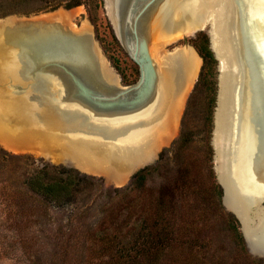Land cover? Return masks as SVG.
Here are the masks:
<instances>
[{
	"label": "water",
	"instance_id": "water-1",
	"mask_svg": "<svg viewBox=\"0 0 264 264\" xmlns=\"http://www.w3.org/2000/svg\"><path fill=\"white\" fill-rule=\"evenodd\" d=\"M231 1L234 4L235 13L229 21V27L225 24L224 30L229 31L226 33L227 38L236 40L235 46L232 42L228 46L221 44L222 52L218 54L215 51L212 43V30L218 20L215 21V18L212 19L207 15L202 16L195 24L180 28L182 31L175 30L170 34L174 36L191 30L194 31L192 36H195L199 31H208L210 47L219 61V89L214 116V134L218 127L220 79L225 75L226 80H229V91L234 89L237 81L235 67L239 68L241 73L238 102L247 107V114L249 118H252L251 121L256 110L264 108L262 86L264 44L261 42V34L258 31L264 28V15L257 14L260 10L257 4L250 0ZM106 2L117 36L139 65L138 81L123 85L117 76L114 80L110 77L111 73L105 64L108 60L91 32L84 30L77 32L63 25L62 22L53 20H40L27 24L7 21L2 23L3 27L0 26L2 31H5L6 35L22 37L24 41L20 42V46L25 47L19 48L17 61L12 65L13 68L18 69V72H9V65H5L1 72L0 81L3 78L6 81L0 86V98L6 100L7 107L15 111L20 110V107L26 108L25 112L31 109L34 117L39 118L43 126L49 125V128L56 130L54 133L61 138L71 139L73 137L78 141L95 140L112 145L128 133L127 126H137L136 116L142 111L146 94L155 85L154 80L151 87L149 85L152 78L151 71L153 69L157 71V65L150 50L154 36L151 37L149 31L147 33L143 29L146 26L145 20H147L149 11L161 1L106 0ZM250 7L252 11L248 12ZM50 29L55 31L54 39L46 34ZM39 35H43L42 39L37 37ZM188 36L189 34L182 35L185 48L192 47L197 51L189 44ZM9 37L4 39L16 45L17 42H13ZM26 41L29 45H26ZM40 41L43 42L42 46L38 45ZM172 52L174 53L175 50L170 54ZM232 53L235 54L236 62L235 59L233 60ZM5 60L4 57L0 62H5ZM256 97L254 102L256 106L252 110ZM51 113L56 114L54 117L56 121L52 122L56 124H50L48 121V115ZM18 114L20 116V112ZM29 127L37 134L40 130L44 132L39 125H37L39 128L30 125ZM214 140L215 136L212 141L215 148V169L218 181L223 188V203L239 219L248 249L264 257V245L260 244L256 233L258 223L264 216V159L258 155L255 160L254 154L256 155L257 150L251 140L246 148L242 149L240 140L236 139L233 147L223 150L224 161L218 163L216 157L218 151ZM152 158L137 164L126 176L129 173L135 174L138 170L148 166ZM261 158L263 160L260 161ZM220 167L221 172L218 173ZM244 219L247 220L250 240L243 229Z\"/></svg>",
	"mask_w": 264,
	"mask_h": 264
},
{
	"label": "rangeland",
	"instance_id": "rangeland-1",
	"mask_svg": "<svg viewBox=\"0 0 264 264\" xmlns=\"http://www.w3.org/2000/svg\"><path fill=\"white\" fill-rule=\"evenodd\" d=\"M9 3L5 2L0 5V15L5 12L9 13L0 17V26L7 21L27 24L40 20L44 21L50 16H53L52 18L55 16L67 18L65 22L60 20L63 25L77 32L83 31L85 26L93 34L109 62L107 63L121 84L129 85L138 81L140 77L139 65L117 36L109 16L106 0L99 3L97 0H86L85 3L70 8L62 5L51 11H37L44 4L42 1L27 4ZM55 21L60 22L59 20ZM205 32L208 33L207 30ZM194 37L188 36L191 46H193L191 40ZM261 40H263L262 36ZM155 43L156 39L152 41L150 50L152 57L158 64H160L162 54L165 56L174 50H187L182 36L174 41L160 40L158 52H161V55L158 52L155 53L153 49ZM262 43L264 44L263 41ZM26 45H29L28 41H26ZM197 56L201 61L198 70L200 73L203 63L198 53ZM4 57L11 60L13 56L5 55ZM4 57H0V60ZM5 65L17 69L8 62H0V68H5ZM1 76L2 74H0ZM198 77L196 76L194 80L180 115H173L174 117L169 121L168 126H162L163 120L159 121L150 131L149 141L154 139L155 148L154 146H147L152 150L150 158L153 157L147 165L153 167L162 163L163 167L149 176L145 190L142 194L139 193L140 195L133 190L135 189L133 187L134 173H129L126 176L132 169H117L110 166L97 169L91 166H83L80 159L72 157L70 151L72 146L66 138L56 140L42 133L41 130L38 131V134L35 133L33 129H30L20 120L18 114L20 111L11 110L0 103V264H98L100 261L99 256H97L98 246L90 241V233L104 217L109 216L107 212L119 209L120 206H128L129 211L133 212L140 210L145 204L148 205L151 194L156 189L169 181L175 182L179 160L175 157L173 150L182 133L183 116ZM5 81L6 79L3 78L0 81V86ZM256 112L253 120L250 121V130L254 129L258 123ZM199 114V107L193 105L188 115L190 126L199 119ZM162 118L167 120L169 116ZM254 121L256 123L253 126ZM160 128L167 129L165 132L166 135L168 134L166 140L161 138L162 134L165 133H161ZM253 133L254 131L251 132V134ZM203 136H205L204 131L198 137L202 140ZM211 136L213 159L210 163L218 179L215 169V148L212 142L214 133ZM199 138L191 145L193 152L197 151L200 155L198 157L196 152H191L192 161H194L192 171L197 180L206 185L208 162L204 156L203 142ZM250 139L246 145L249 144ZM255 140L257 142L256 138ZM44 166L73 168L93 180L98 188L92 195L78 194L72 202L65 203L64 206H57L32 192L26 184L28 178ZM121 190H127L130 193L114 202L113 197ZM106 209L109 210L105 212ZM184 223L188 224L187 221ZM192 232L189 231V236L192 235ZM203 235L207 240L210 239L213 242L209 248H205L210 264L218 263V256L223 258L225 264H248L242 254L240 255L237 251L230 233L220 221L208 219ZM249 252L252 256L262 259L264 264L263 256L252 253L250 248ZM190 253V250L187 249L185 255H190ZM166 261H168L166 264H173L172 259L167 258Z\"/></svg>",
	"mask_w": 264,
	"mask_h": 264
},
{
	"label": "trees",
	"instance_id": "trees-1",
	"mask_svg": "<svg viewBox=\"0 0 264 264\" xmlns=\"http://www.w3.org/2000/svg\"><path fill=\"white\" fill-rule=\"evenodd\" d=\"M42 1L37 11H51L62 5L70 8L85 3L86 0H0V5L27 4ZM102 0H97V3ZM4 14V15H3ZM0 17L9 13L5 12ZM203 59L202 69L193 92L187 102L183 116V130L174 146L178 158V173L175 182H167L156 189L148 205L142 209L129 211L128 206L119 209H106L109 216L104 217L90 233L91 242L97 247L98 264H166L167 258L173 264H210L206 249L213 243L203 237L205 226L210 220L220 221L230 233L239 254L248 264H263L262 259L251 255L241 224L236 215L227 210L223 203V188L210 161L213 159L211 143L215 109L218 97L219 61L210 47V37L199 31L191 40ZM199 107V119L190 126L189 113L192 106ZM204 131L202 140L199 134ZM203 142L204 156L208 162V180L201 183L192 171L191 145L197 139ZM196 155V154H195ZM163 167L147 166L134 174V188L138 194L145 190L150 175ZM27 187L45 200L64 206L72 202L78 194L92 195L97 184L73 168L65 166H44L27 180ZM130 191H118L113 197L120 200ZM139 194V195H140ZM188 222L185 224L184 222ZM189 231H193L189 236ZM190 255H185L186 250ZM194 251V254H193ZM218 256V255H217ZM213 262V261H212ZM225 264L218 256V263ZM231 264V263H230ZM235 264V263H232Z\"/></svg>",
	"mask_w": 264,
	"mask_h": 264
},
{
	"label": "bare ground",
	"instance_id": "bare-ground-1",
	"mask_svg": "<svg viewBox=\"0 0 264 264\" xmlns=\"http://www.w3.org/2000/svg\"><path fill=\"white\" fill-rule=\"evenodd\" d=\"M160 1L161 2L157 3L151 8L149 14L147 15V20H145L146 17L144 18V20L146 21V26L144 27L143 31H147V33L149 31L151 37L154 36V39H156V43L153 47L155 53L158 52V49L160 48L158 43H160V40L162 39L164 41H174L180 38L183 34L192 35L194 31L191 30H188L181 34H176L174 36H171L170 34H172V32L175 30H181L180 28H183L188 24H195L196 21L202 18V16L204 15L212 17V19L215 18V21L218 20V23H215V27L212 30V43L215 51L218 54L222 52L223 48L221 44H224V46H228L231 45L232 42V45L235 46L236 40L233 38L230 39L229 37L227 38L226 33L229 31L224 30L225 24L229 27V21L231 17L233 18L235 13L234 4L231 0ZM250 1L257 4V7L260 11L256 12L258 15L263 16L264 0ZM251 11L252 8H248V12ZM52 17H47L46 19H44V21H50L53 19V21L61 20L65 22L67 20V18L57 16H55V18ZM83 30L90 32L85 26ZM258 31L260 32L263 39L261 40V42H264V28H261ZM54 33L55 31L52 29L46 32L47 36L52 39H54L55 37ZM43 35H39L37 37L41 38L43 37ZM9 36L10 35H6L5 31L3 32L0 28V57H4L5 55L13 56L11 60H5V62H8V64L13 65V63L17 61V52L19 51V48L21 49L24 47L23 45L20 46V42H22L21 40L23 38H20L19 36ZM7 37H9L10 40L12 39L13 42H17L15 43L16 45L10 44L12 41L10 42L4 39H7ZM38 45L42 46V43L39 44L38 42ZM191 48L192 47L185 51L175 50L174 53H168L165 56H163L162 54L160 58V64L156 63L155 59L153 58L154 62L157 65V71H155L154 69L153 71H151L152 78L149 85L151 87L153 80L155 81V85H153V87L146 94V100L144 102V106H142V111L140 115L136 116V119H140L139 121L136 120L137 126H127L128 133L121 136L119 142L112 145L106 143L104 144L102 142H96L95 140L78 141L73 137H71V139H66L68 143L71 144L70 146H72L70 150L72 157L75 159H80L83 166H91L97 169L101 167L104 168L105 166H110L117 169H132L137 164L148 160L152 155V150L151 148H147V146L153 147L155 145V141L153 138V141H149L151 137L150 131H152V127L162 120L164 123L162 126H168L169 121L175 116V114L180 115L187 95L198 74L201 61L197 56L196 50ZM232 57L236 62L234 53H232ZM105 64L108 71H110L109 73H111L110 77L113 80L116 79V75L112 68L106 61ZM2 70L3 68H0V74ZM11 70L18 72V69L10 68L9 72H11ZM235 73L237 81L234 84V89H232L231 91H229V80H226L227 78L225 77V75H223L220 79V108L217 113L218 127L214 134L215 146L216 150L218 151V154L216 156L218 163L219 161L220 163L224 161L222 158L223 150H225V148L230 149L229 147H233L236 139L238 141L240 140V145L242 146V149H244L247 146L246 143H248V140L251 138L250 140L253 144H255L257 150H255L256 155L254 154L255 160L258 158V155L264 159V108H261L256 112L258 123L254 129L250 130L251 126H249V124L251 120L247 114L248 109L245 105H243V103H241L240 105L238 102V88L241 84V73L239 72V68L235 67ZM262 86L264 90V81L262 82ZM256 99L257 97L253 101L252 110L256 106V104L254 105ZM0 103H2L3 106L8 105L6 100L2 98H0ZM20 105L23 104L20 103ZM18 111H20V116H22L21 119L24 120L23 122L27 126L30 125L34 128H39L41 126L42 130L44 131L43 133L48 134L50 137H53V139L56 140L62 139L59 135L54 133L56 130H52L51 128H49V125L43 126V124L40 123L39 118L34 117L33 111L31 109H27V112H25L26 108L20 107V110L18 109ZM55 116L56 114L53 113H51V115H48V121L50 122V124H56L52 123L56 121V118H54ZM163 116H169V119L166 120L162 118ZM255 123L256 122L254 121L253 126L255 125ZM37 125H39V127H37ZM252 131H254L253 134H251ZM160 132L165 133L167 132V129L160 128ZM167 136L168 134L166 135L165 133L162 134L161 138L166 140ZM255 138L257 139V142ZM262 158L260 159V161L263 160ZM220 172L221 167L218 168V173ZM236 175L238 176V171L236 172ZM249 186L251 187V185ZM244 221L243 229L247 234V237L249 238L250 235L248 231L249 229L247 226V220L244 219ZM256 231V233L258 234V241L263 246L264 216L262 217L260 223H258V229H256Z\"/></svg>",
	"mask_w": 264,
	"mask_h": 264
},
{
	"label": "crops",
	"instance_id": "crops-1",
	"mask_svg": "<svg viewBox=\"0 0 264 264\" xmlns=\"http://www.w3.org/2000/svg\"><path fill=\"white\" fill-rule=\"evenodd\" d=\"M185 104V103H184Z\"/></svg>",
	"mask_w": 264,
	"mask_h": 264
}]
</instances>
